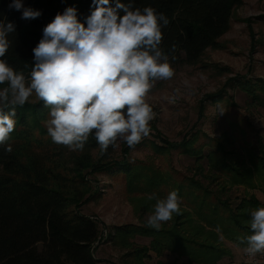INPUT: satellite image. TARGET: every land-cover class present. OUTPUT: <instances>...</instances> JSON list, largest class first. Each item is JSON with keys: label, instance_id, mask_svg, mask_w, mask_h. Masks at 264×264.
I'll use <instances>...</instances> for the list:
<instances>
[{"label": "trees", "instance_id": "trees-1", "mask_svg": "<svg viewBox=\"0 0 264 264\" xmlns=\"http://www.w3.org/2000/svg\"><path fill=\"white\" fill-rule=\"evenodd\" d=\"M13 0H0V21L12 22L15 31L10 34L12 46L4 59L27 77L33 64V49L43 36L44 27L66 8L76 9L77 18H85L93 10L92 0H26L24 7L38 10L35 19H22V10L10 9ZM128 4L130 0H121ZM134 7L151 6L165 14L170 23L162 28V48L170 55H184L189 64H196L209 49H217V40L230 29L233 11L242 0H132ZM114 6L115 0H111ZM239 79V78H238ZM235 87L248 95L255 103L264 106V82L232 81ZM231 82V83H232ZM3 87V85H0ZM16 127L8 144L0 146V264H96L92 248L100 231L98 224L78 211L82 191L88 190L82 173H106L127 178L132 191L140 192L135 208L142 204L152 213L155 193L164 198L173 190L181 199V212L163 223L160 230L148 226H123L114 228L111 240L127 249L125 260L130 264H144L150 253L161 257L164 253L186 258L189 264H219L230 252L222 247L221 239L234 243L241 249L237 237L251 234L249 210L263 207L253 196L243 198L232 208L227 201L192 179L176 183L170 175L155 173L151 178L147 166L133 165L126 160L110 161L115 148L101 153L94 137L89 138L83 151L73 152L52 142L47 135L44 121L48 109L43 102L18 106ZM197 145V135L183 139L178 144L159 146L167 153L179 150L198 163L207 162L209 169L226 174V181L264 189V156L250 155L256 177L242 171L234 156L226 150L229 141L213 140ZM207 155H204V150ZM100 151L94 159L93 152ZM260 152V150H259ZM262 153V151H261ZM259 153V154H261ZM246 172V173H244ZM212 173L206 172L205 177ZM159 176V177H158ZM218 179L214 177L215 180ZM223 187V186H222ZM191 207V213L182 205ZM142 213V211H141ZM135 236L150 239L149 246L128 244ZM134 246V247H133Z\"/></svg>", "mask_w": 264, "mask_h": 264}, {"label": "clouds", "instance_id": "clouds-1", "mask_svg": "<svg viewBox=\"0 0 264 264\" xmlns=\"http://www.w3.org/2000/svg\"><path fill=\"white\" fill-rule=\"evenodd\" d=\"M93 10L81 22L76 9L66 8L43 29L33 49V64L26 77L4 59L15 31L12 22L0 21V146L8 144L16 127V109L30 97L42 101L48 109L44 121L52 142L68 150L83 151L90 136L101 153L120 142L133 148L151 133V122L158 113L148 102L157 81L171 80L175 70L176 45L162 48V28L168 17L151 6L134 7L115 0H92ZM10 9L22 10V19H35L38 10L26 8L22 0H13ZM180 90L165 99L175 103ZM223 113V112H222ZM221 113V114H222ZM148 227L160 230L163 223L181 212V199L173 190L164 198L153 193ZM251 234L237 237L246 244L249 257L264 254V207L249 210Z\"/></svg>", "mask_w": 264, "mask_h": 264}, {"label": "rangeland", "instance_id": "rangeland-1", "mask_svg": "<svg viewBox=\"0 0 264 264\" xmlns=\"http://www.w3.org/2000/svg\"><path fill=\"white\" fill-rule=\"evenodd\" d=\"M25 2L22 0L23 6ZM217 43L218 48L207 50L196 64L187 63L182 53L171 61L174 77L157 81L147 98L158 113L151 122L150 135L133 148L120 142L109 160L143 164L150 168L148 173L144 172L151 178H157L155 173H162V178L171 174L176 183L185 184L184 181L192 179L227 201L232 208L249 196L255 197L264 207V189L232 186L226 181V174L211 171L205 160L196 163L179 150L167 153L158 150L159 146L178 144L194 135L199 137L197 145L205 142L204 136L221 141L227 138L226 150L232 153L236 165L256 177L250 155L264 156V106L255 103L232 81L264 82V0H242L233 11L229 31ZM177 88L180 94L176 102L169 103L165 97ZM38 102L33 96L27 103ZM207 152L205 149L203 154ZM99 156L100 151L93 152L94 159ZM88 172L82 173L88 190L80 189L82 201L78 211L98 224L100 234L92 248L96 264H130L124 258L127 249L111 240L114 228L147 226V217L152 213L146 212L148 208L144 204L135 208L141 194L130 189L127 178ZM206 172L212 173L211 177H205ZM214 177L218 179L212 180ZM182 208L191 213L188 205ZM127 243L135 247L149 246L150 239L135 236ZM221 245L230 252V257L219 264H247L244 249L224 239ZM150 255L151 258L143 260L144 264H189L186 258L175 254L164 253L157 257L151 252Z\"/></svg>", "mask_w": 264, "mask_h": 264}, {"label": "built area", "instance_id": "built-area-1", "mask_svg": "<svg viewBox=\"0 0 264 264\" xmlns=\"http://www.w3.org/2000/svg\"><path fill=\"white\" fill-rule=\"evenodd\" d=\"M244 259L247 264H264V254H257L256 257H249L244 252Z\"/></svg>", "mask_w": 264, "mask_h": 264}]
</instances>
